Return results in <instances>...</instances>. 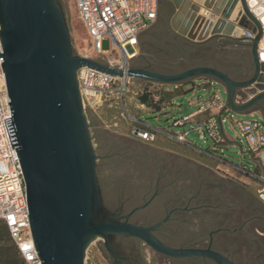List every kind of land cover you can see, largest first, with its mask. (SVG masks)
Masks as SVG:
<instances>
[{
    "label": "water",
    "instance_id": "water-1",
    "mask_svg": "<svg viewBox=\"0 0 264 264\" xmlns=\"http://www.w3.org/2000/svg\"><path fill=\"white\" fill-rule=\"evenodd\" d=\"M175 9L170 20L177 37L193 44L212 39L248 48L253 72L236 81L212 67H194L175 74L133 67L127 72L75 55L70 29L59 0H0V60L6 77L24 172L30 222L42 264H86L90 244L102 238L111 250V238L132 237L155 252L176 260L207 259L236 264L212 249L174 248L155 235L170 216L146 227L130 223L136 211L120 222L108 214L97 221L103 204L99 161L88 114L83 106L77 74L88 67L117 77L127 76L161 85L184 86L207 79L224 86L230 111L247 115L264 110V0H166ZM201 5L208 17L199 15ZM254 38L245 41L244 32ZM245 90H255L248 99ZM244 95H241L240 92ZM184 105L180 114L186 113ZM212 235L210 237L212 238Z\"/></svg>",
    "mask_w": 264,
    "mask_h": 264
},
{
    "label": "rangeland",
    "instance_id": "rangeland-1",
    "mask_svg": "<svg viewBox=\"0 0 264 264\" xmlns=\"http://www.w3.org/2000/svg\"><path fill=\"white\" fill-rule=\"evenodd\" d=\"M59 4L70 29L74 54L91 55L90 40L73 2L59 0ZM174 13V7L163 0L158 20L146 31L147 40L140 45L133 67L175 74L212 62L217 45L202 48L177 37L170 26ZM103 47L109 49L110 41L105 40ZM227 47L229 48L225 51L230 56L244 60L245 66L238 67L240 71L244 69L247 74L252 73L250 50L236 44H229ZM207 84L208 87L205 86ZM194 85L195 88L191 83L184 85L182 89L180 86L177 89L175 85L156 87L157 94L165 98L161 105L162 112H154L153 108L147 106L142 110L130 109L129 106L127 108L130 109V114H138L141 122L157 130L189 131V126H172L173 118L179 116L184 105L192 106V110H195L200 101L215 92L220 93L225 103L227 101V92L219 83L198 79ZM150 86L147 81L133 80L130 94L133 106L140 105L139 97ZM245 91L252 94L255 90ZM240 94L244 95L242 91ZM86 112L96 150L103 157L99 161L98 173L103 204L107 208L115 207L121 196L129 198L130 204H135L156 192L159 195L156 203L161 207L160 212H147L135 217L136 221L155 223L165 212V205L183 207L185 211L175 215L174 222L166 226L169 237L165 236V240L175 245L202 248L211 242L212 232L239 228L235 235L223 231L214 236L213 247L240 264H254L248 258L246 247L248 244L264 246V203L257 198V183L244 176L239 168L255 171L257 164L247 149L245 140L240 142V132L226 118L227 114H224V130L229 143L222 152L211 141L200 140L195 131L187 135V141L192 146L163 136H159L152 144H146L132 136L134 123L126 114L122 115L121 108L110 109L104 105L96 111ZM231 114L236 119H256L264 125V118L259 113ZM140 249L147 264H169L167 256L155 252L143 242ZM117 255L113 248L109 250L106 247L102 238H97L87 250L85 263L113 264Z\"/></svg>",
    "mask_w": 264,
    "mask_h": 264
},
{
    "label": "built area",
    "instance_id": "built-area-1",
    "mask_svg": "<svg viewBox=\"0 0 264 264\" xmlns=\"http://www.w3.org/2000/svg\"><path fill=\"white\" fill-rule=\"evenodd\" d=\"M71 1L91 43V55L84 57L93 60H96L93 57H97L104 61H96L124 72L133 68V61L139 55L141 35L158 20L161 0ZM242 37L249 41L254 35L247 31ZM105 40L110 41L109 49L103 47ZM2 64L3 61L0 60V222L7 228L25 264H42L33 238L26 182L18 155L17 133ZM77 78L86 111H96L104 105L121 108L122 115L126 114L134 123L132 136L146 144H152L159 136H163L192 146L187 141V135L195 131L200 140L211 141L215 148L223 152L229 143L224 130V114H227L226 118L240 132V142L245 140L247 149L257 164L255 171L245 167L239 170L257 183V198L264 203V125L256 119H236L220 93H213L200 101L195 110L189 106L188 112L179 113L178 117L173 118V127L189 126V131L157 130L130 114L127 108L134 79L111 76L88 67L79 69ZM150 85L144 93L159 101L161 97L157 94L156 87L164 88V85ZM144 107L139 105L137 109L142 110Z\"/></svg>",
    "mask_w": 264,
    "mask_h": 264
},
{
    "label": "flooded vegetation",
    "instance_id": "flooded-vegetation-1",
    "mask_svg": "<svg viewBox=\"0 0 264 264\" xmlns=\"http://www.w3.org/2000/svg\"><path fill=\"white\" fill-rule=\"evenodd\" d=\"M162 1L161 0V6L160 10L162 9ZM250 56V55H249ZM242 64H239L241 66ZM262 117L264 118V110L261 113ZM158 193L154 192L152 195L146 197L143 199L142 202L140 203H135V204H130V199L126 197H119V201L116 203L115 207L113 208H107L104 204H101L97 210L96 214V220L97 221H104L108 218V214L116 215L119 218L120 222H125L126 219L125 217L131 214L136 208L143 207L146 204H148L145 208L142 210L136 211L132 214V216L129 219L130 223H138L141 224L142 226L150 227L153 226L160 221L166 219L167 217L170 216V220L161 228H159L156 232H154V235L164 244L174 247V248H199V247H189V246H180V245H175L172 243H169L167 240H165V236H168L166 229V226L170 223L174 222L175 215L182 213L185 211V208L180 207V206H167L165 205V212L163 215L157 219L155 223L151 224H145L142 222H138L135 220V217L143 215L145 213L150 214V213H159L160 212V206L157 205V200H158ZM247 223V222H246ZM226 231L225 229H219L214 232H212V238L210 237V240L212 242V249H214V236L218 235L219 233ZM219 232V233H218ZM210 234V235H211ZM264 236V235H262ZM210 242V243H211ZM142 242L136 238L132 237H123L119 240H116L114 238H111V244L113 249L117 252V260L113 262V264H147L145 262V259H143L142 254H141V249H140V244ZM210 243L207 247H202L201 249L208 248L210 246ZM215 250V249H214ZM217 251V250H216ZM169 264H176V263H183L187 264L189 262H193L196 264H215L214 262L207 260V259H187V260H176L169 258ZM233 261V260H232ZM236 264H239L238 262L234 261Z\"/></svg>",
    "mask_w": 264,
    "mask_h": 264
},
{
    "label": "trees",
    "instance_id": "trees-1",
    "mask_svg": "<svg viewBox=\"0 0 264 264\" xmlns=\"http://www.w3.org/2000/svg\"><path fill=\"white\" fill-rule=\"evenodd\" d=\"M164 99H165L164 96H162L159 101H155L147 93H143L139 97L141 104H144L149 108H153L154 112H162L161 105ZM225 230L235 235L236 232L239 231V228H235L234 230H230V229H225ZM221 233L222 232L220 231L219 234ZM246 252L248 254V258L250 260H253L254 264H264V246H258L256 244H248L246 247ZM231 260L235 261V259H231ZM0 264H25V262L20 257L16 247L13 244L7 228L1 222H0Z\"/></svg>",
    "mask_w": 264,
    "mask_h": 264
},
{
    "label": "crops",
    "instance_id": "crops-1",
    "mask_svg": "<svg viewBox=\"0 0 264 264\" xmlns=\"http://www.w3.org/2000/svg\"><path fill=\"white\" fill-rule=\"evenodd\" d=\"M248 1H250V0H248ZM258 1H259V5L258 6H260V7L263 6V3H261V0H258ZM160 6H161V4H160ZM200 7H201V11L199 12V15H203V16L208 17L209 12H206V10H205L203 5H201ZM146 40H147V36H146V31H145L141 35L140 45H142ZM215 44L217 45V49L213 53V57H215V58L212 60V62L210 64H208V65H199L198 67L205 66V67H212V68L218 69L220 71L225 72L232 79H234L236 81L247 80L249 77H247V75L242 74V72L238 68L239 64H242L241 65L242 67L245 66L244 60L241 57L240 58H238V57L234 58L233 56H230L228 51H225V50H227L229 48V47H227V45H229V44L225 43L224 40L216 38V39L210 40L209 42H207L205 44H201L200 46L202 48H207V47L213 46ZM218 54L220 56H218ZM250 58H251V61H253L251 52H250ZM231 63H232V66H231ZM233 64H234V66H233ZM205 86L208 87L209 85L207 84ZM180 87L182 89V86H180ZM193 87L194 88L196 87L194 85V83H193ZM176 88L179 89V87H176ZM253 96H254V94H249L247 100H250L251 98H253ZM138 102L140 103V105H144V104H141L140 100H138ZM128 106L130 107V109H137V106H138V105L133 106V97H131V96L129 97ZM144 106H146V105H144ZM107 107H109V106H107ZM109 108L111 109L113 107H109ZM114 109H116V108H114ZM130 109H129V112H131ZM137 115L138 114H136L135 117H138Z\"/></svg>",
    "mask_w": 264,
    "mask_h": 264
},
{
    "label": "bare ground",
    "instance_id": "bare-ground-1",
    "mask_svg": "<svg viewBox=\"0 0 264 264\" xmlns=\"http://www.w3.org/2000/svg\"><path fill=\"white\" fill-rule=\"evenodd\" d=\"M250 2H252V4H254V0H250ZM261 18H263V21H264V15ZM262 48H264V42L262 43ZM263 54H264V51H263Z\"/></svg>",
    "mask_w": 264,
    "mask_h": 264
}]
</instances>
